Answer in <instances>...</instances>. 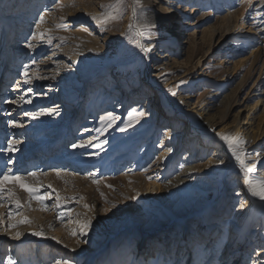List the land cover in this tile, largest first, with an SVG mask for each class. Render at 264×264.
I'll return each instance as SVG.
<instances>
[{
    "label": "rangeland",
    "instance_id": "374dc122",
    "mask_svg": "<svg viewBox=\"0 0 264 264\" xmlns=\"http://www.w3.org/2000/svg\"><path fill=\"white\" fill-rule=\"evenodd\" d=\"M40 1L0 0V17H20L8 21L13 25L11 38L4 36L0 22V169L9 167L7 161L12 159L14 174L40 183L39 194L50 195L44 201L46 211L37 210L36 201L31 202L32 210H19L31 221L16 229L25 234L19 240L0 233V264L9 256L17 264H55L64 259L74 264L264 261V256L256 255L264 252V206L246 191L236 161L216 140L217 133L237 129L251 153L248 163H255L260 154L256 175L264 178V138L256 145L250 137L264 107V7L260 6L264 0H250L251 6L249 0H150L154 12L165 16L160 26L171 42H158L149 51L148 62L147 54L124 35L133 22L134 0ZM165 1L174 9L168 11ZM44 10L48 18L37 28ZM108 12L115 18L107 24L92 18ZM26 17L29 25L23 30ZM61 23L66 27L58 28ZM248 31L251 34L243 37ZM40 32L42 39H32ZM107 54L104 67L90 61ZM144 66L150 69L148 82L140 79ZM24 71L30 84L23 82ZM243 76L246 81L239 87ZM159 89L175 91L172 99L182 101L186 113L174 109ZM22 96L31 102H23ZM44 109L51 114L35 119L25 115ZM134 109L144 115L126 126ZM107 113L114 117L111 127L100 120ZM186 116L209 118L215 127L192 135ZM9 120L22 126L9 127ZM9 138L20 141L15 153L4 151ZM84 141L92 146L71 147ZM185 163L193 171L191 186L213 195L207 204L212 217L205 223L195 215L178 218L156 232L144 224L129 226L141 193L172 183ZM29 172L38 173V178L29 177ZM206 173L218 176L204 183ZM49 184L70 199L57 207ZM9 187L27 201L25 192ZM237 191L242 195L232 197ZM186 206L193 208L190 203L178 205L173 197L168 203L174 214H183ZM9 208L15 211L5 203L0 213ZM88 218L92 222L86 237L70 234L78 233L79 223ZM209 225H216L213 237ZM41 228L43 237L30 235ZM180 231L190 235L187 242L175 237Z\"/></svg>",
    "mask_w": 264,
    "mask_h": 264
},
{
    "label": "snow or ice",
    "instance_id": "6c2138e0",
    "mask_svg": "<svg viewBox=\"0 0 264 264\" xmlns=\"http://www.w3.org/2000/svg\"><path fill=\"white\" fill-rule=\"evenodd\" d=\"M249 6L250 0H249ZM261 7H264V3L260 5ZM139 10V12H138ZM113 11H115V8L113 7ZM143 4L142 0H134L133 5V14H132V21L130 22L127 28V31L124 33L129 39L130 42L133 43L136 47H138L142 52L145 54L150 51V48L145 47L144 44L141 42L147 35H150L149 29L154 27L150 22H141L143 17ZM46 13H40L39 19L36 21L37 28L40 27L41 24L45 21ZM94 20H97V22L101 25L107 24L109 21L114 19L112 12H108L104 14L102 18L92 17ZM63 17H61V20L63 21ZM58 28L66 27L63 23L57 25ZM44 33H33L32 39L37 38H43ZM63 39V38H61ZM51 43V39L48 41ZM28 48H32V44L28 43L26 45ZM25 69H27L28 65H24ZM22 76L25 77L24 83L30 84L31 80L28 78V72L24 71L21 73ZM39 78V77H37ZM183 83V82H181ZM32 89L29 88L28 92H31ZM171 91V90H170ZM172 95H176L175 92H172ZM20 99L25 103H30V100H26L23 96L20 97ZM15 103V101H13ZM52 110L44 109L39 112H26L25 115L29 116L32 119L37 118L41 115H50ZM144 113L137 112L135 109L131 112H129V118L130 122L126 126H131V120L137 119L140 116H143ZM101 123L105 124V127H111L112 121L114 120V117L111 113H107L104 116L100 117ZM9 127H20L22 125H19L17 122L13 120L8 121ZM121 131H124V128L120 129ZM217 136L221 141H223L227 145V150L231 153L232 158L236 161L237 166L240 169V173L243 176L244 180V186L246 188V191L255 198H258L260 201H264V178H259L255 175L257 171V164L260 163L261 157L260 154H256V162L255 163H248L247 158L251 155L248 151H246V144L247 142L240 136H230V135H224L221 133H217ZM20 144L19 140H16L14 138H9L7 141V147L4 149L5 152L8 153H15L18 149L17 146ZM85 146H92L91 141H84L80 144H72L71 147L73 149L76 148H83ZM100 145L97 144L96 147H99ZM170 151V149H169ZM13 161L12 159H9L7 161V164L9 167L6 169H0V207H4L5 203L10 204L14 207L9 208L8 211L5 213H0V233H3L4 235H7L9 239L12 240H19L22 236L25 234L16 231V229L21 224H31V221L24 216H20L19 210L22 208L27 207L29 210L31 209V202L36 201L39 205V208L37 210L39 211H46L47 208L44 204V201L46 199L50 198V195L48 193H45L44 195H40V189L43 187L40 183H28L24 176H21L19 174H14L13 169L10 167L12 165ZM218 163H224V161L220 160ZM29 177H32L34 180L38 178V173L36 172H29L27 174ZM57 177L61 176V173L59 171L56 172ZM93 183H99V181L93 180ZM14 185L18 187L20 190L25 192L27 194V201H22L17 193L13 190V188L9 187V185ZM110 187V185H109ZM47 188L52 189V185H47ZM52 191L55 193V200H56V206L59 207L61 202L67 199H70L69 197H62L58 191L55 189H52ZM80 199H83V197H80ZM135 199V197H133ZM244 202L241 201L239 207L241 209L244 208ZM84 207L86 209H90V206L85 204ZM112 208H115L116 205L113 204L111 206ZM105 212L109 211L108 208L104 209ZM5 215L7 217V222L5 220ZM17 216H20V219H16ZM92 218H88L84 220L83 222L79 223V232L73 230L70 234L73 236H80V237H86L89 228L91 227ZM30 235L34 237H43L44 231L41 228L39 231H33L30 233ZM52 239H56L55 237H52ZM57 243H60L59 240L56 241ZM84 242V241H80ZM67 247V245H65ZM71 251H75V249H71ZM5 264H17V261L9 256L7 257ZM55 264H74V261L72 259H64V260H56Z\"/></svg>",
    "mask_w": 264,
    "mask_h": 264
},
{
    "label": "bare ground",
    "instance_id": "6f19581e",
    "mask_svg": "<svg viewBox=\"0 0 264 264\" xmlns=\"http://www.w3.org/2000/svg\"><path fill=\"white\" fill-rule=\"evenodd\" d=\"M40 2H42L43 4H48L49 0H42ZM142 4H143V13H142L143 19L141 22L146 21V22H150L152 25H154V27L149 29L150 35H147L142 40V42L144 43V46L150 48V51H151L152 49H154V46L158 42H163V41L166 42L167 40L171 42V40H169V39L165 40V36H166L165 34L166 33L163 32V30L160 26V23H163L165 21V19H166L165 16L160 18L158 16V14L156 12H154V10L152 9V3L150 2V0H142ZM165 5L167 6L168 11H170L171 9H174V7L170 8V6H172L173 4L168 2V1H165ZM138 12H139V10H138ZM42 13H45V10ZM6 18H7V20L4 17H0V22L2 23V29L4 30L3 31L4 36H6V37L8 36L7 38H9V37L11 38L13 25L10 24L8 21H18V20H20V17L19 16H17V17L8 16ZM47 18L48 17L46 15L45 19H47ZM38 19H39V17H38ZM23 22H24L23 24L26 25L23 30H26V28H28V25H29V22H27V17L24 19ZM236 25L237 24L235 23L233 26H236ZM39 28H42V24L40 25ZM248 30L251 31L250 29H248ZM249 31L243 32L242 33L243 37H247L248 34H251ZM25 34H27V33H25ZM221 37H223V36H221ZM172 44H173V42H172ZM148 53H146L147 54V56H146L147 62L150 58V55H148ZM104 57H109V55L107 54V55L101 56L99 58H97V57L90 58V61H93L94 64H102V67H104V65L106 64ZM257 58H258V56H256L253 61L257 60ZM253 63H251V64H253ZM199 64L200 63H198V65ZM252 68L253 67L249 68V71L248 70L247 71L251 73ZM149 71H150L149 68H146L145 66L143 67L142 76L140 77V79L142 81L148 82L146 79H148L150 77ZM123 73L128 74L129 72L126 69H123ZM246 77L247 76H243L241 79H239V82L237 83L239 85V87L245 83ZM159 90L161 91V97L164 98L165 101L166 100L169 101L171 103V106L174 109H176V110L179 109V110L186 113V111H184V108H182L184 103L180 100L174 101L172 99V97L174 96V95H172V92H175V91H172V90L170 91V90H166V89H159ZM256 104H258V102L255 103V106H256ZM200 110L204 111V109H202V108ZM250 111L251 110H249L248 113ZM188 116H186V118L188 120L187 124L190 125V123H191V127H192L191 134L192 135L195 134L196 133L195 131H198V130L200 132L207 133L206 131H212L213 128L215 127V124L211 120H208L209 118L191 119V117H188ZM248 118H249V116L246 117L247 122L249 121ZM194 122H196V124H194ZM236 132H237V129H235V133L233 132V130H229L228 132H225L224 135H230V136L236 137L237 136ZM221 134H223V133H221ZM216 137L215 138L218 141V143L220 145H222V147H226V149H227V145L219 139L217 134H216ZM250 137L252 139V143H255L256 145L259 144V143H257L258 141H261L262 138H264V107L262 110V114L260 115L259 120L256 122L254 130L251 133ZM189 163H185L184 169L181 171V173L179 175H177L173 179L172 183L168 182L166 184V186L163 187L162 189H159L158 185H153L152 189H150V187H149L147 189V191H145L144 194L141 193V195L139 196V200L137 202V205L134 208L133 214L135 215V218L130 222V224H128L129 226H131L133 223H135V225H137V227L139 228L140 225L144 224L145 227L151 228L152 231L156 232L157 229H159V228H163V229L167 228L172 222H176L178 220V218L181 220L182 218L185 219L190 215H195L196 216L195 219L198 222L201 221L202 223H205L207 220H209L212 217L211 211L208 210L207 204L210 202V199L212 198L213 195L210 193L204 192V190H202L200 188L195 189V188H193V186H191L189 179L192 176L193 171H192V168L190 167ZM255 175H256V173H255ZM217 176H218V174L215 175L213 173H206L203 177V181H204V183H206L208 180H210V178H215ZM257 177L263 178L261 176H257ZM178 192H180V193L177 194ZM241 195H242V192L237 191V193H235L234 195H231V196L232 197H238ZM172 197L176 198L178 205L184 206L185 203L186 204L190 203V204H192L193 208L190 209V208H188L189 206H186V207L182 208V210H184L183 214L172 213L170 211V209L168 208V203L170 202V199H172ZM253 198L256 200V202H258L264 206V201H260L258 198H255V197H253ZM186 209H190V210H186ZM185 224H188V222ZM191 226H192V224L190 225V227ZM215 226H213V225L208 226L209 233L212 237L215 236V233H213L216 230ZM123 228H125V227H123ZM165 234H166V232H165ZM119 236L120 237L122 236L121 232H120ZM176 236H178L179 239L180 238L184 239L185 242H187L188 238L190 237V235L188 233H184V231H180L178 234L175 235V237ZM167 238L168 237L165 238V243H167V240H166ZM257 254L264 256L263 251L262 252L256 251V255ZM260 264H264V261H261Z\"/></svg>",
    "mask_w": 264,
    "mask_h": 264
}]
</instances>
